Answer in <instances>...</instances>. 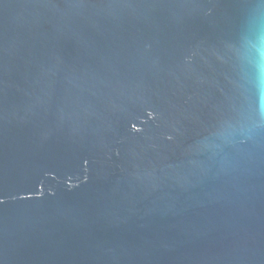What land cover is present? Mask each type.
<instances>
[{"label":"water","instance_id":"water-1","mask_svg":"<svg viewBox=\"0 0 264 264\" xmlns=\"http://www.w3.org/2000/svg\"><path fill=\"white\" fill-rule=\"evenodd\" d=\"M0 264H264V0H0Z\"/></svg>","mask_w":264,"mask_h":264}]
</instances>
